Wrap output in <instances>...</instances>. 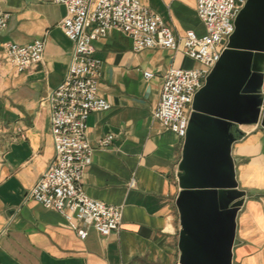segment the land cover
<instances>
[{"label": "crops", "instance_id": "1", "mask_svg": "<svg viewBox=\"0 0 264 264\" xmlns=\"http://www.w3.org/2000/svg\"><path fill=\"white\" fill-rule=\"evenodd\" d=\"M141 2L177 36L189 29L204 32L194 0ZM0 6L10 13L0 32V264H180L175 201L183 140L155 120L152 110L168 68L199 64L181 50L134 51L131 38L118 30L94 41L101 60L98 93L111 107L86 120L93 152L82 185L91 198L121 207L122 219L110 235L88 226L81 238L61 214L28 197L54 158L44 99L63 79L73 51L61 27L66 9L52 0H0ZM35 39L45 43L42 62L17 72L4 44ZM239 130L243 135L231 153L238 187L246 194L236 216L232 264H264V128ZM108 134L112 143L100 147L98 140ZM132 179L135 187H129Z\"/></svg>", "mask_w": 264, "mask_h": 264}, {"label": "built area", "instance_id": "2", "mask_svg": "<svg viewBox=\"0 0 264 264\" xmlns=\"http://www.w3.org/2000/svg\"><path fill=\"white\" fill-rule=\"evenodd\" d=\"M204 32L189 29L177 36L163 17L143 5L141 0H52L65 7L61 27L73 44L68 68L60 83L44 102L49 109L54 158L29 190L28 197L47 209L61 214L68 226L84 238L86 227L107 236L118 231L121 207L108 205L88 196L83 177L91 162L93 148L86 138V120L91 112L110 109L98 93L101 60L95 57L94 41L118 30L132 40L134 51L161 47L181 50L199 64L194 68L170 67L163 75L159 101L152 117L184 141L193 99L219 61L235 30V19L246 0H194ZM10 13L0 6V32L8 26ZM45 43L35 39L27 44L7 42V61L17 72L43 60ZM150 79L152 73L144 72ZM113 134L98 140L109 146ZM135 187V180L129 182Z\"/></svg>", "mask_w": 264, "mask_h": 264}, {"label": "water", "instance_id": "3", "mask_svg": "<svg viewBox=\"0 0 264 264\" xmlns=\"http://www.w3.org/2000/svg\"><path fill=\"white\" fill-rule=\"evenodd\" d=\"M264 0H246L219 61L194 96L176 198L180 264H232L239 189L232 157L240 125L264 128Z\"/></svg>", "mask_w": 264, "mask_h": 264}, {"label": "trees", "instance_id": "4", "mask_svg": "<svg viewBox=\"0 0 264 264\" xmlns=\"http://www.w3.org/2000/svg\"><path fill=\"white\" fill-rule=\"evenodd\" d=\"M243 134H239L238 137H241Z\"/></svg>", "mask_w": 264, "mask_h": 264}, {"label": "rangeland", "instance_id": "5", "mask_svg": "<svg viewBox=\"0 0 264 264\" xmlns=\"http://www.w3.org/2000/svg\"><path fill=\"white\" fill-rule=\"evenodd\" d=\"M237 128L236 129H239V126H236ZM238 136V135H237Z\"/></svg>", "mask_w": 264, "mask_h": 264}, {"label": "flooded vegetation", "instance_id": "6", "mask_svg": "<svg viewBox=\"0 0 264 264\" xmlns=\"http://www.w3.org/2000/svg\"><path fill=\"white\" fill-rule=\"evenodd\" d=\"M235 129L237 128V127H234Z\"/></svg>", "mask_w": 264, "mask_h": 264}]
</instances>
